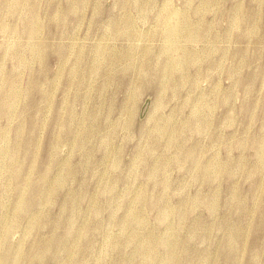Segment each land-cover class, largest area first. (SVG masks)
I'll return each mask as SVG.
<instances>
[{
    "label": "rangeland",
    "instance_id": "rangeland-1",
    "mask_svg": "<svg viewBox=\"0 0 264 264\" xmlns=\"http://www.w3.org/2000/svg\"><path fill=\"white\" fill-rule=\"evenodd\" d=\"M0 264H264V0H0Z\"/></svg>",
    "mask_w": 264,
    "mask_h": 264
}]
</instances>
